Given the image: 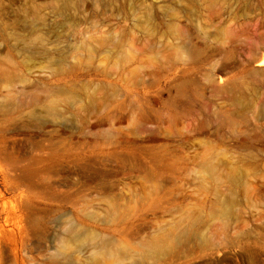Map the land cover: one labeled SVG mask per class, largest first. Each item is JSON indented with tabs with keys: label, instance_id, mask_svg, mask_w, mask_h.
<instances>
[{
	"label": "rangeland",
	"instance_id": "374dc122",
	"mask_svg": "<svg viewBox=\"0 0 264 264\" xmlns=\"http://www.w3.org/2000/svg\"><path fill=\"white\" fill-rule=\"evenodd\" d=\"M263 62L264 0H0V264H264Z\"/></svg>",
	"mask_w": 264,
	"mask_h": 264
},
{
	"label": "bare ground",
	"instance_id": "6f19581e",
	"mask_svg": "<svg viewBox=\"0 0 264 264\" xmlns=\"http://www.w3.org/2000/svg\"><path fill=\"white\" fill-rule=\"evenodd\" d=\"M263 65H264V62H263ZM172 241H173V244L175 245L178 243V238H173ZM172 249L173 248L166 247L164 245V243L163 244H155L150 249H148L147 251L140 253L139 258L136 261H134L133 264H144L145 261H147V260L157 259V257L162 255V254L163 255L168 254L170 251H172Z\"/></svg>",
	"mask_w": 264,
	"mask_h": 264
}]
</instances>
